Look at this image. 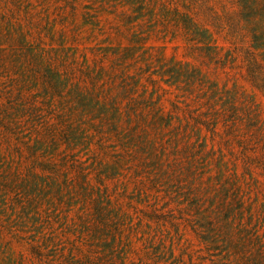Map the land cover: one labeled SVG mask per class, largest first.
Here are the masks:
<instances>
[{"label":"rangeland","instance_id":"obj_1","mask_svg":"<svg viewBox=\"0 0 264 264\" xmlns=\"http://www.w3.org/2000/svg\"><path fill=\"white\" fill-rule=\"evenodd\" d=\"M169 2L170 8L175 3L180 11H192L196 22L213 32L226 56L234 43L249 40L234 0ZM85 10L91 15L84 14ZM122 17L123 5L119 0H0L3 32L25 33L31 41L28 46L33 44L36 48L39 43L55 48L66 43L77 49L80 61L86 58L91 65L98 49L142 46L139 58L146 48L156 50L163 46L165 33H161L160 24L154 26L149 16L132 29L123 24ZM173 29V26L168 28V38ZM138 33L149 36L134 45L137 35H141ZM167 43L168 58L175 53L177 58H184L185 43L181 38ZM0 44L1 119L3 106L11 93L19 95L27 71H32V67L31 62L19 57L23 53L16 44ZM141 64L145 67L144 62ZM230 64L228 62L226 70L221 71H186L195 76L192 94L170 87L171 79H166L163 71H133L140 77V93L149 101L153 97L165 108L166 114H172L171 126L154 124L153 113L141 105L140 114L134 115L132 125H123L121 134L106 130L101 137L97 135L91 142L87 139L84 145L76 146L72 161L60 168L58 183L61 186L51 195L53 201L41 197L39 216L30 214L33 218L27 222L20 208L0 209V264H65L75 248L85 249L87 233L80 225L89 203L99 196L108 214L115 208L124 215L120 235L113 238L108 232L105 245L113 246L114 256L124 257L126 264H235L233 256L237 255L232 249L235 245L231 247L221 236L219 246L214 249L203 240L200 230H206L201 227L206 219L199 214V204L203 209L208 208L221 185L232 191L237 185L247 197L248 210L241 221L245 219L253 231L254 225L262 224L258 216L264 218V167L261 165L264 141L252 137L247 116H241L244 121L241 130L234 133L223 123L217 125L216 133L198 124L204 113L212 114L209 107L212 101H217V109L229 101V95L236 93V85L254 95L264 121V92L245 79L247 71L240 68V61L236 67ZM201 75L205 76L202 82ZM155 80L159 81V86H153ZM24 93L28 97L38 95L35 89H25ZM175 104L180 109L172 113ZM241 111L243 107L238 108V112ZM25 136L29 138L28 131ZM3 138L0 133V184L5 174L12 178L17 167L23 175L38 167L27 150H16L6 145ZM245 152L252 154V163H258L250 170L243 164ZM118 160L122 163L117 170ZM39 174L37 168L31 176ZM216 201H221V197ZM253 211L255 217L251 219ZM19 217H23L24 224ZM14 221L19 222L17 227ZM248 251L254 254L255 249ZM59 253L64 257L60 258Z\"/></svg>","mask_w":264,"mask_h":264},{"label":"trees","instance_id":"obj_2","mask_svg":"<svg viewBox=\"0 0 264 264\" xmlns=\"http://www.w3.org/2000/svg\"><path fill=\"white\" fill-rule=\"evenodd\" d=\"M119 1L120 5H123V24L128 28H134L135 24L145 20L147 16L154 22V26L155 23L160 24L161 33H165L163 46L156 50L146 48L139 58L142 46L98 49L91 65L87 64L86 58L80 61L77 49L66 46V43H60L58 48L51 44L47 46L39 43L36 48L33 44L28 46L31 41L25 33L3 32L0 28V42L20 47L23 54L19 57L28 63L31 62L32 67V71L24 73L27 75L19 95L13 96L11 93L7 104L3 106L0 133L6 145L16 150L19 148L21 152L27 150L38 165L29 170L28 174L23 175L21 168L17 167L12 178H7L6 174L2 177L0 209L8 211L20 208L25 215L24 219L28 218L27 222L33 218L30 214L39 216L41 197L49 198V202L53 201L54 197L51 195L54 191L57 193L61 186L58 183L60 168L72 161L75 147L84 145L83 141L87 139L91 142L97 135H104L106 130L121 134L123 125H132L134 115L140 114L141 105L153 113L154 124L166 125L168 128L171 126L172 114H166L165 108L155 102L153 97L152 101H149L140 93V77L133 73L135 70L163 71L162 75L171 79L168 84L170 87H176L185 94H192V80L195 76L186 71H221L226 70L225 65L228 62L236 67L237 61H240V68L247 71L245 79L254 88L264 92V0H234L239 8V20L243 21L242 27L249 40L234 43L227 56L223 47L215 41L213 32L202 28L196 22L192 11H180L175 3H172L174 7L170 8L169 0ZM84 14L91 15L86 10ZM170 26L174 29L170 33L171 38H168ZM138 34L141 35H137L136 41H133L134 45L143 38L147 40L149 36L147 33ZM145 35L147 36L144 37ZM179 38L185 43L184 58H177V53L168 58L165 54L167 42ZM72 49L74 52L70 53ZM16 77L20 78L19 75ZM204 78L205 76L201 75L200 81ZM152 84L156 87L160 83L155 80ZM25 89H35L38 95L28 97L24 93ZM234 90L236 93L229 95V101L223 107L217 109V101H212L209 106L212 111L208 109L212 114L204 113L198 124L216 133L217 125L223 123L226 129L234 133L241 130L240 126L244 122L241 116L246 115L252 137L264 141V121L254 95L248 94L237 85ZM199 99L203 104L201 95ZM239 107H243L244 111L238 112ZM179 109V105L175 104L172 113ZM138 123L141 125V121ZM26 131L29 138L25 136ZM147 132L146 126L145 133ZM240 138L235 136V139L242 141ZM251 158V153L243 154V164L249 170L258 164L252 163ZM118 161L117 170L122 163V160ZM261 165L264 167V163ZM37 168L39 176H31ZM224 187L221 185L216 190L217 195L208 208L203 209V205L198 203L201 212L199 214L206 219L205 225L201 226L206 229L200 230L203 231L201 237L214 249L219 246L221 236L231 247L235 245L232 247L237 255L233 256L235 264H264V218L259 215L262 224L258 222L253 231L250 230L245 219L241 221L247 209L246 194L237 185L233 191ZM140 191L143 193V188H140ZM137 193L139 194V190ZM218 197H221V201H216ZM89 206L80 225L87 233L85 249L75 248V252L69 257L70 260L64 263L126 264L124 257L114 256L113 246L105 245L108 244L105 239L110 235L108 232L113 238L117 234L120 235L124 215L115 208H111L108 214L102 196L94 198ZM31 209L35 210L32 212ZM254 217L255 211L250 213V218ZM19 219L23 223V217ZM237 220L239 224L235 227ZM18 223L15 222L16 227ZM250 248L255 249L254 254H249ZM58 255L60 258L64 257L62 253Z\"/></svg>","mask_w":264,"mask_h":264}]
</instances>
